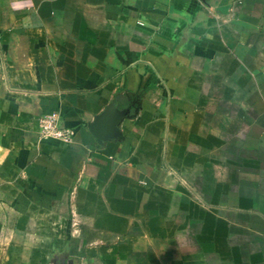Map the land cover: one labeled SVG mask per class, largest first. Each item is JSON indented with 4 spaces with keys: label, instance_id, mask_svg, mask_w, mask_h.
<instances>
[{
    "label": "crops",
    "instance_id": "obj_1",
    "mask_svg": "<svg viewBox=\"0 0 264 264\" xmlns=\"http://www.w3.org/2000/svg\"><path fill=\"white\" fill-rule=\"evenodd\" d=\"M262 85L264 0H0V264H264Z\"/></svg>",
    "mask_w": 264,
    "mask_h": 264
},
{
    "label": "rangeland",
    "instance_id": "obj_2",
    "mask_svg": "<svg viewBox=\"0 0 264 264\" xmlns=\"http://www.w3.org/2000/svg\"><path fill=\"white\" fill-rule=\"evenodd\" d=\"M233 86H229L228 88H232ZM262 90L264 91V86L262 85ZM224 108L225 109H231L233 106V103L235 104L236 109L240 108V109H247V108H254L257 111H260L262 109H264V102L260 101V100H251L249 101L248 99H241L240 102H232L231 100L229 101H225L224 102ZM242 120L247 119V118H243L241 117ZM262 118H257V122L259 123L261 121ZM250 134L248 133H241V140L242 141H246V145L248 142V139H250V136H248ZM254 135V134H253ZM252 135V137L254 138V136ZM242 143V144H245ZM231 151V150H230ZM235 152H237L239 154V156L237 157L240 161L241 164V169L245 170V171H249V169H253L254 168V164L249 160V157H263L264 155V150L263 149H246V148H242L240 150H234ZM262 167V166H260Z\"/></svg>",
    "mask_w": 264,
    "mask_h": 264
},
{
    "label": "built area",
    "instance_id": "obj_3",
    "mask_svg": "<svg viewBox=\"0 0 264 264\" xmlns=\"http://www.w3.org/2000/svg\"><path fill=\"white\" fill-rule=\"evenodd\" d=\"M39 136L43 139H55L64 145H69L73 141V128L66 124L58 113L44 115L38 121Z\"/></svg>",
    "mask_w": 264,
    "mask_h": 264
}]
</instances>
